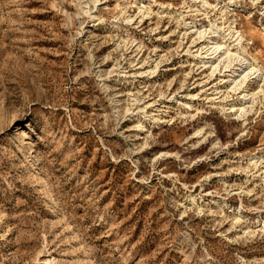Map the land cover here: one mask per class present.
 <instances>
[{
    "label": "rangeland",
    "instance_id": "374dc122",
    "mask_svg": "<svg viewBox=\"0 0 264 264\" xmlns=\"http://www.w3.org/2000/svg\"><path fill=\"white\" fill-rule=\"evenodd\" d=\"M209 4L0 0V264H264V95L239 120L184 33L264 68V0Z\"/></svg>",
    "mask_w": 264,
    "mask_h": 264
},
{
    "label": "bare ground",
    "instance_id": "6f19581e",
    "mask_svg": "<svg viewBox=\"0 0 264 264\" xmlns=\"http://www.w3.org/2000/svg\"><path fill=\"white\" fill-rule=\"evenodd\" d=\"M199 1L202 3V6L210 5L209 0ZM259 1L260 0H255V2ZM223 7L227 8L225 5ZM181 19L184 21L183 17ZM184 25L185 34L190 30L195 35L191 41V45L195 48L194 51L192 50L194 53L191 52L190 48H186L187 55L192 56L200 66L206 68L208 71V78L218 74L217 78H220V81L228 83V85L225 86L226 93H224V98L231 97V95H229L230 92L234 93L235 98L227 100H231L232 102L226 109H229L233 112V115L245 123L247 121V116L255 110L254 106L258 103V100H256L258 95H264V68L259 64L257 58L253 56L248 58L246 56L248 51L243 44V35L236 30L231 22H229L227 26H219L216 20H214L209 23L208 28L205 26L197 28L185 22ZM262 26L264 29V25ZM196 39H198V41ZM251 80L257 82L258 89H255L256 91H250L248 88V83ZM217 89L218 87L215 86L214 90ZM186 105H188V103ZM219 105L225 107L227 104L222 102L219 103ZM191 106L192 105H188L187 107ZM204 134L205 132L198 130L192 138L203 137ZM260 158L263 159V157ZM256 162L257 160L252 162L253 165L255 164L256 166ZM190 201L197 209H200L195 203L194 197H191ZM234 216V223L242 219L241 207L237 208V212Z\"/></svg>",
    "mask_w": 264,
    "mask_h": 264
}]
</instances>
